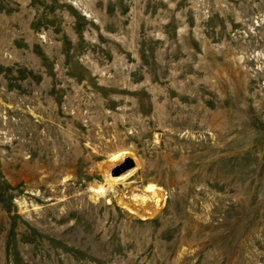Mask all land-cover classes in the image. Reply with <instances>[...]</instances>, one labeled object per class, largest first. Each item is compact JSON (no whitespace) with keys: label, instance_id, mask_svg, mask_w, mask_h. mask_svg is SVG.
Wrapping results in <instances>:
<instances>
[{"label":"rangeland","instance_id":"374dc122","mask_svg":"<svg viewBox=\"0 0 264 264\" xmlns=\"http://www.w3.org/2000/svg\"><path fill=\"white\" fill-rule=\"evenodd\" d=\"M0 264H264V0H0Z\"/></svg>","mask_w":264,"mask_h":264},{"label":"water","instance_id":"95a60500","mask_svg":"<svg viewBox=\"0 0 264 264\" xmlns=\"http://www.w3.org/2000/svg\"><path fill=\"white\" fill-rule=\"evenodd\" d=\"M133 166L134 162L130 158H125L123 162H121L112 169V176H119L128 171L129 169L133 168Z\"/></svg>","mask_w":264,"mask_h":264},{"label":"bare ground","instance_id":"6f19581e","mask_svg":"<svg viewBox=\"0 0 264 264\" xmlns=\"http://www.w3.org/2000/svg\"><path fill=\"white\" fill-rule=\"evenodd\" d=\"M117 159V158H116ZM113 179V182H115L118 177H114L112 178ZM147 190L150 192V197L154 198L155 199V202H158V198H157V195H158V192H157V187L153 186L152 184H149L147 186ZM144 200V198H142V201ZM147 200V199H146Z\"/></svg>","mask_w":264,"mask_h":264}]
</instances>
